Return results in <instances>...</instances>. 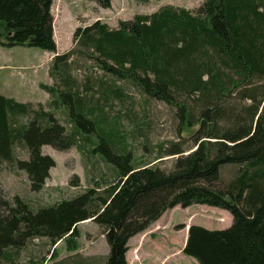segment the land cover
Instances as JSON below:
<instances>
[{
    "label": "trees",
    "instance_id": "obj_1",
    "mask_svg": "<svg viewBox=\"0 0 264 264\" xmlns=\"http://www.w3.org/2000/svg\"><path fill=\"white\" fill-rule=\"evenodd\" d=\"M88 1L103 9L113 2ZM52 7L53 0H0V46L57 53ZM74 42L53 58L55 84L42 85L51 110L0 94V168L25 172L40 192L55 167L42 147L78 146L113 168L114 182L40 208L0 191V264H41L18 261L35 239L76 250L88 220L105 230V264H128L132 237L168 210L193 205L227 210L233 222L224 230L190 226L183 254L198 264H264V0H205L195 12L167 5L116 29L97 20L79 27ZM77 64L90 70L85 82L73 76ZM131 89L173 108L181 131L199 126L189 153L170 149L178 156L171 171L157 166L160 158L136 163L129 149L124 117L113 113L121 106L130 114L122 103Z\"/></svg>",
    "mask_w": 264,
    "mask_h": 264
},
{
    "label": "rangeland",
    "instance_id": "obj_2",
    "mask_svg": "<svg viewBox=\"0 0 264 264\" xmlns=\"http://www.w3.org/2000/svg\"><path fill=\"white\" fill-rule=\"evenodd\" d=\"M204 1L148 0L141 3L137 0H114L110 9H103L95 1L53 0V28L57 54H64L76 47L74 34L77 29L86 28L97 20L108 24L111 29H116L121 20L152 14L167 5L195 12ZM53 55L52 52L34 47L0 46V94L19 102L31 103L34 107L42 104L46 110H51V96L42 85L55 84L51 75ZM85 72L90 73V70L85 69L82 64H77L73 76L79 82H85ZM95 72L100 79L102 72ZM128 93V99L122 106H127L130 114L121 106H117L113 114L120 111L124 117L120 121L121 131L129 141V149L132 150L136 163L160 158L156 161L157 166L171 171L178 156L169 155L170 149L179 145L185 149L184 154L189 153L199 126L183 132L173 108L163 102L146 98L132 89ZM41 150L44 155H49L55 160V167L40 192L31 190L25 172L15 170L8 164L0 168V191L8 200L13 201L18 195L32 207L40 208L71 199L92 188L104 189L114 182L113 168L99 156H91L86 151L83 153L78 146L60 151L46 145ZM19 155L23 159L29 157L26 151H19ZM232 174L233 170L227 169L224 177L229 179ZM232 222L233 217L227 210L206 205H193L186 209L179 206L163 217V225L153 223L147 230L135 235L133 242L137 238L144 239L146 233L150 237L145 247L150 255L146 256L142 264H198L195 259L176 253L185 243L186 229L198 225L209 230H224L231 227ZM76 242L78 248L70 250L63 241L53 247L46 238L35 239L21 251L18 261L27 263L37 259L41 264H105L110 246L105 230L100 225L92 220L81 223ZM140 246L142 243L137 246L131 244L129 255L127 254L130 263L140 260ZM54 248L56 252L52 256Z\"/></svg>",
    "mask_w": 264,
    "mask_h": 264
},
{
    "label": "crops",
    "instance_id": "obj_3",
    "mask_svg": "<svg viewBox=\"0 0 264 264\" xmlns=\"http://www.w3.org/2000/svg\"><path fill=\"white\" fill-rule=\"evenodd\" d=\"M113 4H114V0H113V2H112V5H113ZM57 50H58V48H57ZM54 55H55V53H54ZM54 55H53V57H54ZM177 208H179V206H177V207L174 208V209H177ZM174 209H171L170 211H172V210H174ZM170 211L168 210L166 213H164V215H163L159 220H157L155 223H157L159 226L163 225V224L161 223V221H162L163 217H164L168 212H170ZM206 213H209V212H206ZM167 221H168V220H163V222H167ZM188 230H189V229L187 228V229H186V240H185V243H184L182 249H180V250H178V251L176 252V253L179 254V255H182V254H183V249H184L185 244H186V242H187ZM137 235H138V234H137ZM149 238H150V237H149V236L147 235V233H146L144 239L137 238V239L135 240V242H133L134 237H132V238L130 239V241H129V247L131 246V244H133L134 246H137V245L140 244V243H142V246H140V250L138 251V255H139V257H140V260H139V261L134 260L132 263H130V259H129V257H128L129 252L127 253V254H128V255H127V261H128V264H142V262L145 260L146 256H149V255H150V253H149L148 251L145 250V247L147 246V241L149 240ZM173 248H175V247H173ZM129 251H130V250H129Z\"/></svg>",
    "mask_w": 264,
    "mask_h": 264
}]
</instances>
